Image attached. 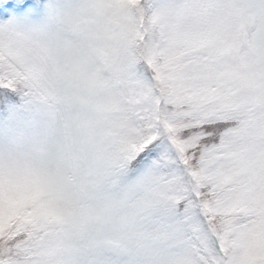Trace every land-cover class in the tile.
<instances>
[{
	"label": "snow or ice",
	"instance_id": "snow-or-ice-1",
	"mask_svg": "<svg viewBox=\"0 0 264 264\" xmlns=\"http://www.w3.org/2000/svg\"><path fill=\"white\" fill-rule=\"evenodd\" d=\"M135 2L115 0L105 28L113 46L85 86L87 98L107 99L93 105L94 134L73 161L87 197L119 194L99 217L119 227L96 235L109 251L95 264H228L224 248L264 226V0H141L139 10ZM233 5L244 13L235 27ZM149 13L182 40L151 39ZM55 16L51 0H0V101L45 94ZM21 183L38 207L0 234V264H42L63 218L51 184Z\"/></svg>",
	"mask_w": 264,
	"mask_h": 264
},
{
	"label": "clouds",
	"instance_id": "clouds-1",
	"mask_svg": "<svg viewBox=\"0 0 264 264\" xmlns=\"http://www.w3.org/2000/svg\"><path fill=\"white\" fill-rule=\"evenodd\" d=\"M180 2L168 0V5ZM133 7H143L141 0H136ZM242 8L231 6L227 13L231 26L243 23ZM117 12L115 0H66L56 5L59 35L44 48V56L50 61L47 89L40 99L28 104L40 110L43 131L35 139L13 142L0 151V184L5 189L10 182L22 186L23 181L40 178L57 191L63 218L51 230L53 235L41 255L42 264H95L109 251L96 246V235L102 228L119 227L115 218L109 222L99 219L108 201L119 194L107 192L87 197L73 165L76 153L95 131L91 124L99 116L93 105L107 99L102 91L87 98L85 86L102 67L104 54L113 46L105 28L108 21L117 18ZM150 21L151 13L144 17V23L149 24L150 38L161 45L182 40L166 25L158 21L153 25ZM178 23L188 31L195 27V21L189 17ZM104 75L109 78L107 73ZM112 115L118 118L120 113ZM37 207L38 204L33 205L30 210ZM241 255L239 250L230 253L228 264H239Z\"/></svg>",
	"mask_w": 264,
	"mask_h": 264
},
{
	"label": "rangeland",
	"instance_id": "rangeland-1",
	"mask_svg": "<svg viewBox=\"0 0 264 264\" xmlns=\"http://www.w3.org/2000/svg\"><path fill=\"white\" fill-rule=\"evenodd\" d=\"M51 2L57 5L66 0H51ZM44 19L46 16L39 22H43ZM227 54L232 55L230 52ZM16 107L18 105L12 106L10 110H15ZM16 110L19 113L10 111L8 122H3L0 116V151L13 142L23 143L28 139H35L43 131L41 112L37 107L24 104L19 105V110L18 108ZM102 111L111 112V104L105 102L102 105ZM24 191V188L16 183L10 182L7 189L0 184V234H3L7 227L24 220L30 208L33 207L34 201L27 198ZM229 249H232L231 252ZM236 250L242 253L239 264L264 263V226L257 229L254 238L248 243L240 241L229 243L224 248L225 256L228 258L229 254Z\"/></svg>",
	"mask_w": 264,
	"mask_h": 264
},
{
	"label": "trees",
	"instance_id": "trees-1",
	"mask_svg": "<svg viewBox=\"0 0 264 264\" xmlns=\"http://www.w3.org/2000/svg\"><path fill=\"white\" fill-rule=\"evenodd\" d=\"M15 105H18V107L14 108L15 110H10V108H12V106H15ZM19 105H24V104H21L19 101H16V102L11 103V104L0 101V116L3 120V122H8L10 120V111L19 113V111L16 110L17 108L19 110ZM27 215L28 214H26L25 217H27ZM231 250L232 249H229V252H231ZM260 264H264V263H260Z\"/></svg>",
	"mask_w": 264,
	"mask_h": 264
}]
</instances>
